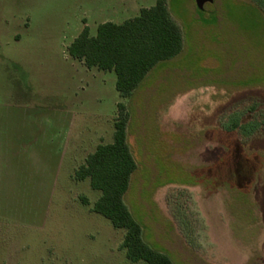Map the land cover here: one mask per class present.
Returning a JSON list of instances; mask_svg holds the SVG:
<instances>
[{"label":"rangeland","instance_id":"374dc122","mask_svg":"<svg viewBox=\"0 0 264 264\" xmlns=\"http://www.w3.org/2000/svg\"><path fill=\"white\" fill-rule=\"evenodd\" d=\"M157 0H0V264H147L126 229L92 211L101 195L77 169L114 141L129 111L137 160L125 202L144 239L175 264H264V11L251 0H165L183 50L122 98L114 71L68 47ZM87 198L89 204H85Z\"/></svg>","mask_w":264,"mask_h":264},{"label":"trees","instance_id":"16d2710c","mask_svg":"<svg viewBox=\"0 0 264 264\" xmlns=\"http://www.w3.org/2000/svg\"><path fill=\"white\" fill-rule=\"evenodd\" d=\"M251 1L264 11V0ZM183 47L184 37L179 24L165 0H157L121 23H100L95 34H91L89 26L84 27L68 51L72 58L84 61L89 68L114 71L119 95L129 98L158 63L177 56ZM118 107L114 141L100 143L89 153L75 177L78 180L89 178L92 188L101 191L92 211L108 218L114 227L126 229L121 247L128 259L133 262L144 260L147 264H175L168 254L144 239L142 224L125 202L138 164L128 143L129 111L123 102ZM263 126L264 113H261L246 121L232 119L228 130L250 137ZM83 201L89 204L87 198Z\"/></svg>","mask_w":264,"mask_h":264},{"label":"water","instance_id":"95a60500","mask_svg":"<svg viewBox=\"0 0 264 264\" xmlns=\"http://www.w3.org/2000/svg\"><path fill=\"white\" fill-rule=\"evenodd\" d=\"M195 1L197 7L200 9H204L206 4L214 2V0H195Z\"/></svg>","mask_w":264,"mask_h":264},{"label":"crops","instance_id":"0c3cea01","mask_svg":"<svg viewBox=\"0 0 264 264\" xmlns=\"http://www.w3.org/2000/svg\"><path fill=\"white\" fill-rule=\"evenodd\" d=\"M106 22V21H105Z\"/></svg>","mask_w":264,"mask_h":264}]
</instances>
